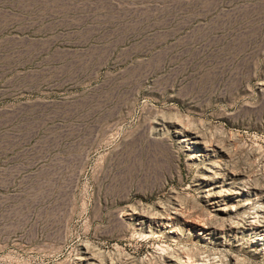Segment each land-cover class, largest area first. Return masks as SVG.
Masks as SVG:
<instances>
[{"label":"rangeland","instance_id":"rangeland-1","mask_svg":"<svg viewBox=\"0 0 264 264\" xmlns=\"http://www.w3.org/2000/svg\"><path fill=\"white\" fill-rule=\"evenodd\" d=\"M258 207L264 0H0V264H264Z\"/></svg>","mask_w":264,"mask_h":264},{"label":"bare ground","instance_id":"bare-ground-1","mask_svg":"<svg viewBox=\"0 0 264 264\" xmlns=\"http://www.w3.org/2000/svg\"><path fill=\"white\" fill-rule=\"evenodd\" d=\"M162 123H164V122L160 123L161 127L163 126ZM157 125H159V124H157ZM175 129H176L174 132L175 137L181 138L180 139L181 145H182V143L185 144V147H184L185 149L192 150L193 148H195L200 153L201 156L207 155L208 152H210V149H211L210 146L207 145V142L205 141L204 137L200 133H198L196 131L194 132V131H191L188 129H184L183 127H176ZM156 131H158V130H156ZM195 154H197V153H195ZM223 177H224V174H216L214 172H211V170H210L209 175H205V176L200 178L201 180L208 182V184L210 185V189L207 191V196L209 198H214L215 203H217L216 200H218V201L222 200L223 196H227V195H234V196L241 195L242 196V195H248L251 193V192H249L248 187L246 188L244 185L238 186L236 188H232L230 186L232 183L231 184L226 183L224 186L222 184V183H224ZM220 180H221V182H220ZM228 180L232 181L231 178ZM251 200H252L251 198L245 200L244 203L240 205V208H243L244 206L249 205L250 204L249 202ZM245 202H247V203L245 204ZM251 204H250V206H251ZM252 206H254V205H252ZM129 211H130V216L131 215L135 216L141 222H148V221L153 220L152 219L153 216L150 214H146L144 212H137L134 209H131ZM177 213L178 212H176V213L174 212L172 214L177 215ZM127 216H128V214H127ZM157 219L167 221V220L174 219V217H171L170 214L168 213L165 215H158ZM259 219H264V207L255 208L254 217H250L247 226H252V228H255L257 231L263 232V233H261V235H259L260 237H258L257 240L258 241H264V221L260 222ZM230 227H232V225H230ZM230 227H229V229H230ZM170 261L173 264H181L180 263L181 261L179 262V260L174 259V260H170ZM76 263H78V264H97V260L95 259V257L90 252H88L87 250H84L83 252H81L79 254L78 258L76 259Z\"/></svg>","mask_w":264,"mask_h":264}]
</instances>
